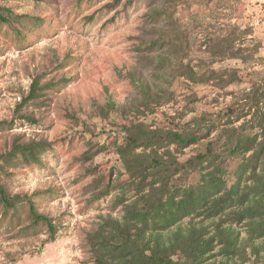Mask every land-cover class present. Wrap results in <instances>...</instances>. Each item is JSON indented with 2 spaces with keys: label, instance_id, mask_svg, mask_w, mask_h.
<instances>
[{
  "label": "rangeland",
  "instance_id": "obj_1",
  "mask_svg": "<svg viewBox=\"0 0 264 264\" xmlns=\"http://www.w3.org/2000/svg\"><path fill=\"white\" fill-rule=\"evenodd\" d=\"M113 4L0 0V160L16 144H53L41 163L1 162L0 184L23 198L17 210L0 200V264H94L89 233L103 217L122 216L114 201L126 178L116 148L127 135L123 128L144 124L138 135L146 137L183 130L195 119L218 120L264 74V0ZM159 38L166 42L153 50ZM227 39L237 40L235 49ZM181 65L195 71L196 81L174 70ZM36 81L40 96L26 103ZM197 179L192 175L188 185ZM109 183L110 194L96 199ZM24 197L56 225L55 240Z\"/></svg>",
  "mask_w": 264,
  "mask_h": 264
},
{
  "label": "trees",
  "instance_id": "obj_2",
  "mask_svg": "<svg viewBox=\"0 0 264 264\" xmlns=\"http://www.w3.org/2000/svg\"><path fill=\"white\" fill-rule=\"evenodd\" d=\"M113 2L114 8L122 0ZM0 20H6L1 13ZM180 39L170 43L176 46ZM236 41L226 40L233 49ZM165 42L159 38L152 49L163 48ZM260 61L264 67V59ZM174 70H181L180 76L189 80L198 77L190 66ZM260 74L261 79L238 95V103L218 120L195 119L183 130L161 128L146 137L138 135L146 129L144 124L123 128L127 135L116 148L123 170L120 176L126 178L119 183L114 201L122 208V216L103 217L89 233L94 264H211L218 260L219 264H264V74ZM237 80L236 72L232 73L231 81ZM143 89L151 93L150 88ZM40 91L36 81L25 102L38 99ZM203 144V152L179 159L178 154ZM52 146L46 141L16 144L0 166L19 157L26 164L41 163V155ZM192 175L198 176L197 182L188 185ZM110 192L111 183L96 199ZM21 198L11 197L0 184L6 209L17 210ZM26 200L34 219L45 223L55 240L56 225Z\"/></svg>",
  "mask_w": 264,
  "mask_h": 264
}]
</instances>
